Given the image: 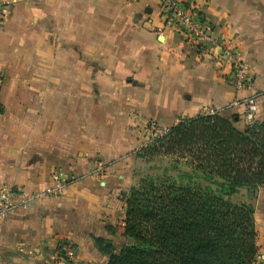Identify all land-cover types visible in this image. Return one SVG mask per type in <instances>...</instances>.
<instances>
[{"label":"crops","instance_id":"crops-1","mask_svg":"<svg viewBox=\"0 0 264 264\" xmlns=\"http://www.w3.org/2000/svg\"><path fill=\"white\" fill-rule=\"evenodd\" d=\"M180 1L233 45L246 87L234 89L231 61L166 21L159 0H0V190L19 197L69 178L0 218V264H107L92 237L128 242L121 195L145 169L149 120L171 127L213 107L242 129V105L226 106L254 95L264 121V0ZM254 221L260 248L263 188Z\"/></svg>","mask_w":264,"mask_h":264},{"label":"trees","instance_id":"trees-1","mask_svg":"<svg viewBox=\"0 0 264 264\" xmlns=\"http://www.w3.org/2000/svg\"><path fill=\"white\" fill-rule=\"evenodd\" d=\"M235 122L222 112L187 117L137 152L146 162L175 159L161 175L145 166L121 195L122 235L131 242L117 249L92 237L107 264H252L259 253L254 200L264 189V121L242 129Z\"/></svg>","mask_w":264,"mask_h":264},{"label":"built area","instance_id":"built-area-1","mask_svg":"<svg viewBox=\"0 0 264 264\" xmlns=\"http://www.w3.org/2000/svg\"><path fill=\"white\" fill-rule=\"evenodd\" d=\"M166 21L176 23L184 35L194 41L196 45H201L204 48H214L219 51L221 58L231 61V77L230 84L234 89H241L248 85L250 81L249 75L244 71L241 62L237 56L233 45L228 42L220 41L214 34L210 25L202 20L196 19L195 13L182 5L180 0H159ZM4 17V8L0 3V20ZM242 105V119L246 123L254 121V113L257 110L256 98L254 95H249L241 100L234 99L226 107ZM224 109H216L213 107H204L199 111L201 115H213ZM184 118H179L175 124L180 123ZM170 127L164 125L157 120H149L144 129V137L138 148L150 146L154 141L164 136ZM101 170L98 168L97 171ZM69 184V178L64 175L55 174L49 186L42 190L23 193L17 197L12 190H0V218L5 217L13 212L18 207H25L37 200L48 196H57L64 192ZM69 259H72V252L69 254ZM252 264H264V239L259 253L255 257Z\"/></svg>","mask_w":264,"mask_h":264},{"label":"rangeland","instance_id":"rangeland-1","mask_svg":"<svg viewBox=\"0 0 264 264\" xmlns=\"http://www.w3.org/2000/svg\"><path fill=\"white\" fill-rule=\"evenodd\" d=\"M175 158H171V157H166V156H162V155H158L153 157L152 160L146 162L143 161V165L148 167V172L151 175H161L162 170L165 167H168L170 165H172V163L174 162ZM182 163V162H180ZM129 239V238H127ZM121 245H115V247L118 249ZM72 252V256L75 257V251L71 250ZM72 257V259H73Z\"/></svg>","mask_w":264,"mask_h":264},{"label":"water","instance_id":"water-1","mask_svg":"<svg viewBox=\"0 0 264 264\" xmlns=\"http://www.w3.org/2000/svg\"><path fill=\"white\" fill-rule=\"evenodd\" d=\"M129 242H131V239H130V238L128 239V243H129Z\"/></svg>","mask_w":264,"mask_h":264}]
</instances>
